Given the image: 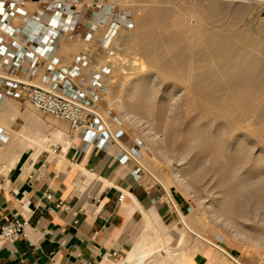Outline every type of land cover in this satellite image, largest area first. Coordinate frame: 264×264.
Wrapping results in <instances>:
<instances>
[{
    "label": "rangeland",
    "instance_id": "rangeland-1",
    "mask_svg": "<svg viewBox=\"0 0 264 264\" xmlns=\"http://www.w3.org/2000/svg\"><path fill=\"white\" fill-rule=\"evenodd\" d=\"M81 1L84 3L78 4V9L83 5L91 7L96 16L100 12L97 6L105 7L103 11L113 15L119 11L128 25H122L113 39L112 56L104 57L97 51L108 25L99 29L95 51V47L77 44L63 47L62 55L73 56L67 58L70 64L82 51H94L95 64L111 68L106 79L108 92L101 108L106 111L107 103H113L116 120L108 121L111 129L114 132L123 130L131 142L141 147L146 184L158 186L169 196L171 193L181 196L189 203L188 216L177 225L179 234L185 237L182 245L194 238L218 245L216 240L220 239L222 243L218 246L232 253L240 263L261 264L264 258V199L260 201L254 191L264 179V124L256 118H247L238 125L233 117L217 116L210 110L211 105L204 108L198 99V102L193 99L194 94L199 97L202 87L199 85L207 83L199 55L160 50L157 54L163 64L157 66L151 62L150 55L138 51L136 45L141 37H136V18L156 5L152 6L147 0ZM248 1L259 6L257 10H245L237 28L242 27L244 38H247L246 31H253L255 39L264 40V0ZM237 10L238 3L229 6L228 18L232 19ZM118 16L115 15L113 21H118ZM244 38L236 43L243 42ZM165 41L168 45H180L173 36ZM26 107L29 119L22 131L25 130L27 139L40 142L34 150L44 149L47 142L54 143L53 135L56 143L65 144L64 140H69L71 132L67 122L47 116L29 103ZM36 134L42 135L41 138ZM255 178L259 179L258 184ZM251 186L253 188L249 189ZM243 190L251 194L245 197ZM154 243L151 249L143 251L145 256L158 248ZM158 243L160 249H165L162 240ZM167 258H172L170 252Z\"/></svg>",
    "mask_w": 264,
    "mask_h": 264
},
{
    "label": "crops",
    "instance_id": "crops-1",
    "mask_svg": "<svg viewBox=\"0 0 264 264\" xmlns=\"http://www.w3.org/2000/svg\"><path fill=\"white\" fill-rule=\"evenodd\" d=\"M36 8L35 2L27 5L31 12ZM77 44L95 47L94 51L98 47L97 39L85 42L62 38L57 56L67 63L73 56L62 55L63 47ZM87 52L91 58L84 70L85 80L99 67L93 52L82 51L75 57ZM43 75L44 70L39 69L35 82ZM27 103L11 98L0 101V148L13 131L26 125ZM56 141L28 154L19 167L11 169L0 162V230L14 215L29 219L26 239L0 245V264H179L175 257L167 258V252L173 251L185 255L183 264H242L213 242L194 238L182 245L185 237L179 234L177 225L188 216L189 203L176 194L169 196L158 186L147 185L143 175H135L134 161L117 146L98 149L71 134L67 144ZM56 147L59 150L54 153ZM47 194H52L54 201H64L72 213L55 210L46 200ZM121 194L125 195L122 203ZM93 200H99L95 209L88 206ZM84 206L86 211L79 212ZM95 210L102 215H94ZM146 234L157 241L158 248L149 255L142 252L131 257ZM158 240H162L166 252L159 248Z\"/></svg>",
    "mask_w": 264,
    "mask_h": 264
},
{
    "label": "built area",
    "instance_id": "built-area-1",
    "mask_svg": "<svg viewBox=\"0 0 264 264\" xmlns=\"http://www.w3.org/2000/svg\"><path fill=\"white\" fill-rule=\"evenodd\" d=\"M32 2L37 4L33 12L27 9ZM83 3L81 0H0V101L25 100L35 110L67 122L72 137L79 136L98 149L117 146L124 156L134 161L135 175L140 177L144 171L141 147L131 142L123 130L111 129L108 121L116 120L113 103H108L106 111L101 108L108 92L109 65L99 66L98 71L85 80L83 75L90 65V53L78 55L70 64L57 56L62 38L92 42L102 25L110 22L97 51L104 57L112 56L110 47L118 27L128 25L119 11L115 12L119 20L113 21L115 16L107 10L104 12L105 7L97 6L100 12L96 16L91 7L83 5L78 9V4ZM39 69L44 70V75L36 83ZM58 150L56 147L54 153ZM45 198L55 210L72 213L64 201H54L52 194ZM124 199L125 195L121 194L119 202ZM98 204L99 200H93L88 206L95 209ZM86 209L87 206L81 207L79 212ZM94 215L100 217L102 211L95 210ZM28 229L29 219L24 216L6 219L0 230V245L26 239ZM216 242L222 243L220 239Z\"/></svg>",
    "mask_w": 264,
    "mask_h": 264
},
{
    "label": "bare ground",
    "instance_id": "bare-ground-1",
    "mask_svg": "<svg viewBox=\"0 0 264 264\" xmlns=\"http://www.w3.org/2000/svg\"><path fill=\"white\" fill-rule=\"evenodd\" d=\"M147 2L149 4L151 3V5H156V7L136 18V37H141L136 45L138 51L150 55L151 62L157 66L163 64L159 60L160 54L159 57L157 54L160 50L171 53L183 52V55L184 53L187 55H199L201 65H203L202 68L206 73V77L204 78H206L207 81H205L208 84L205 83L204 79L201 80L205 85L200 83L201 85L199 86L202 87L199 90V97H195L196 95L194 94L193 99H198L204 108L207 104L208 106L211 105L213 108L210 110H213L217 116L225 118L233 117L235 123L238 125L242 120L244 121L247 118H256L260 124H264V40L255 39L253 36L255 32L253 33V31H248V33L246 31L245 37L247 38H244V30H242V27L237 28L240 23L239 19L241 14L250 8L257 10L259 5H255V3L249 2L248 0H188V2H179L177 0H147ZM68 3L69 1L65 5ZM235 3H238V10L233 14L232 19L228 18V8ZM260 4L262 3L260 2ZM261 9L259 10L262 11ZM110 26L111 22L108 28ZM120 27L121 25L118 27L115 37L118 31L121 30ZM170 36L178 40L180 45L172 46V44H166L167 42L165 40ZM241 38L245 40L241 43H236V40ZM189 94L191 95L193 92ZM190 95L188 97L192 99ZM7 124L9 125V123ZM24 131L22 129L13 131L10 140L3 143L0 148V162L9 161L7 165L9 164V168L11 169L16 166L19 167L23 159L34 151L35 146H40V142L27 139ZM35 136L41 138L42 135L36 134ZM30 139L33 138L30 137ZM52 141L54 140L52 139ZM64 143L67 144L68 141L64 140ZM255 179L258 184L259 179ZM252 186L249 189L253 187L255 189V185ZM257 188L255 191L254 189L250 191H254L261 201L264 199V179L257 185ZM247 191L249 190L243 192V196L246 197L248 195L247 193H250V191ZM255 193L252 192V194ZM234 198L236 199V197ZM230 210L232 209L230 208ZM233 214L235 215L234 212ZM154 242L155 240H151L148 234L144 235L142 242H139L137 247L132 251L131 257L137 253L141 254L144 248L149 249L153 246ZM177 253H179L178 250ZM172 256L178 260L179 264L184 263V254H176L173 251ZM162 264L167 263L163 261Z\"/></svg>",
    "mask_w": 264,
    "mask_h": 264
}]
</instances>
